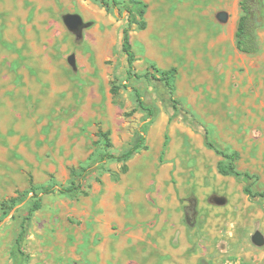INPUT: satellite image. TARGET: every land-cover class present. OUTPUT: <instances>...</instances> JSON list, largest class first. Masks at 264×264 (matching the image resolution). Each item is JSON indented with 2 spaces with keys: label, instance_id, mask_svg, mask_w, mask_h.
<instances>
[{
  "label": "rangeland",
  "instance_id": "1",
  "mask_svg": "<svg viewBox=\"0 0 264 264\" xmlns=\"http://www.w3.org/2000/svg\"><path fill=\"white\" fill-rule=\"evenodd\" d=\"M8 1L0 4V264H13L34 200L30 179L69 184L71 168L101 152L99 129L112 152L139 132L147 146L118 179L122 163L106 160L85 193L43 195L21 264H264V197L244 190L264 191V26L258 52L237 49L239 0H143L146 27L133 26L130 40L134 71L147 78L126 74L129 0ZM69 13L83 20L76 31L64 22ZM151 65L177 68L176 104ZM205 133L236 151L237 168L252 177L220 174Z\"/></svg>",
  "mask_w": 264,
  "mask_h": 264
},
{
  "label": "trees",
  "instance_id": "2",
  "mask_svg": "<svg viewBox=\"0 0 264 264\" xmlns=\"http://www.w3.org/2000/svg\"><path fill=\"white\" fill-rule=\"evenodd\" d=\"M102 5L109 7L118 5L117 0H98ZM130 6L127 7V25L123 28L122 34V50L126 56L127 68L126 74L127 78L132 76L136 77H149L150 73L137 74L134 71V61L135 53L132 50L130 31L133 26L139 29H144L146 27V8L147 3L143 0H129ZM241 14L237 22L235 31V44L239 51L246 54H254L259 50V41L257 38V30L264 26V0H239ZM153 70L158 75H152L153 78H158L163 81L167 92L169 94L170 100L176 104L177 100L174 97L175 93V78L177 74V68L172 66L166 70H161L156 68L155 65H151ZM124 88H127V84H123ZM135 95V99L138 107L148 112L149 116H154L156 113V108L150 105H146L144 99L138 88L132 87ZM118 91L117 87H112L111 92L116 94ZM175 106V105H174ZM99 137V143L102 144V150L97 154V156L85 165H81L78 168H71L72 179L67 185H56L50 183L47 185H36L34 184L32 178L29 181L30 187L29 191L32 192L34 200L32 201L27 215H25L20 222V229L18 235L11 247L10 255L13 264H21L23 257H27L26 253L22 248V240L27 234L29 223L35 211L42 206V196L45 194L57 191L61 194L67 195L69 197H75L80 193H85L84 191V181L87 176L98 168L103 167L106 160H113L121 162L122 166L120 172L115 173L116 179L119 178L120 174L127 172L128 165L127 161L141 149L146 148L145 135L139 132L133 142L124 150L120 152H112V142L110 139L109 131H103L99 129L97 131ZM205 144L212 148L217 154L220 155V159L217 162V170L222 175H235L239 177H246L250 179L252 175L246 171H241L237 168L236 162L239 155L236 151H224L217 148L208 138L205 133L204 136ZM245 192L251 196H261L264 197V191L252 192L250 186L245 187ZM15 199L12 198L9 207L13 205ZM8 207V208H9Z\"/></svg>",
  "mask_w": 264,
  "mask_h": 264
},
{
  "label": "water",
  "instance_id": "3",
  "mask_svg": "<svg viewBox=\"0 0 264 264\" xmlns=\"http://www.w3.org/2000/svg\"><path fill=\"white\" fill-rule=\"evenodd\" d=\"M63 19H64L65 24L72 31L78 30L83 23L81 16L78 14H74V13L66 14L63 17Z\"/></svg>",
  "mask_w": 264,
  "mask_h": 264
},
{
  "label": "bare ground",
  "instance_id": "4",
  "mask_svg": "<svg viewBox=\"0 0 264 264\" xmlns=\"http://www.w3.org/2000/svg\"><path fill=\"white\" fill-rule=\"evenodd\" d=\"M2 1L4 2V0H1L0 4L3 3ZM7 1H8V0H7ZM27 28H29V25H28V24H27ZM21 37H22V36H21Z\"/></svg>",
  "mask_w": 264,
  "mask_h": 264
},
{
  "label": "crops",
  "instance_id": "5",
  "mask_svg": "<svg viewBox=\"0 0 264 264\" xmlns=\"http://www.w3.org/2000/svg\"><path fill=\"white\" fill-rule=\"evenodd\" d=\"M4 1H6V0H4ZM9 4H10V2H9V1H7L5 5H8V6H9Z\"/></svg>",
  "mask_w": 264,
  "mask_h": 264
}]
</instances>
